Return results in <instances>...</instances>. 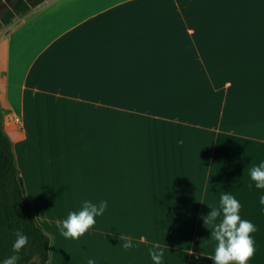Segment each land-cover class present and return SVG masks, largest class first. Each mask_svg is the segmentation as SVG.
<instances>
[{
  "label": "crops",
  "instance_id": "1",
  "mask_svg": "<svg viewBox=\"0 0 264 264\" xmlns=\"http://www.w3.org/2000/svg\"><path fill=\"white\" fill-rule=\"evenodd\" d=\"M2 38L4 126L49 264H153L155 244L162 264H213L224 192L264 264V0H44ZM84 200L107 208L62 237Z\"/></svg>",
  "mask_w": 264,
  "mask_h": 264
},
{
  "label": "clouds",
  "instance_id": "2",
  "mask_svg": "<svg viewBox=\"0 0 264 264\" xmlns=\"http://www.w3.org/2000/svg\"><path fill=\"white\" fill-rule=\"evenodd\" d=\"M250 178L257 189H264V160L250 170ZM219 209L211 208L208 218H204L206 225L211 228V236L216 241L214 254L209 256L213 264H249L255 254L254 239L251 235L256 231L252 221L242 218V205L234 195L224 192L220 196ZM260 205H264V192L259 195ZM107 208V201L98 204L90 200L82 201L78 211H70L57 225L59 234L64 238L78 239L96 224V217L101 216ZM220 217L219 222H215ZM123 247L130 248L132 243L122 234L120 237ZM28 244V236L17 229L12 242V254L0 259V264H17L19 253ZM153 264H162L163 250L155 244L150 250ZM88 264H95L93 259Z\"/></svg>",
  "mask_w": 264,
  "mask_h": 264
},
{
  "label": "trees",
  "instance_id": "3",
  "mask_svg": "<svg viewBox=\"0 0 264 264\" xmlns=\"http://www.w3.org/2000/svg\"><path fill=\"white\" fill-rule=\"evenodd\" d=\"M43 1L12 0L11 6L2 13L1 22L8 25ZM17 229L28 236V244L19 253L17 264H49L52 238L35 216L0 107V259L12 254L11 246Z\"/></svg>",
  "mask_w": 264,
  "mask_h": 264
},
{
  "label": "rangeland",
  "instance_id": "4",
  "mask_svg": "<svg viewBox=\"0 0 264 264\" xmlns=\"http://www.w3.org/2000/svg\"><path fill=\"white\" fill-rule=\"evenodd\" d=\"M11 3H12V0H0V33L1 31L3 30L5 24H3L1 22V15L2 13H4L10 6H11ZM18 17V16H17ZM15 19V18H14ZM13 19V20H14ZM5 42L3 41V38L0 39V75L2 74L1 73V70L3 69V66H4V62H5V53H6V48H5ZM0 86L1 85V82H0ZM0 107L2 109H4V100L2 98V94H0ZM1 109V110H2ZM27 180L25 181H28V177H26ZM30 195V194H29Z\"/></svg>",
  "mask_w": 264,
  "mask_h": 264
}]
</instances>
